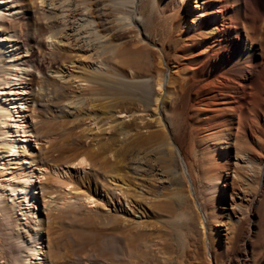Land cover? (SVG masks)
<instances>
[{"label": "rangeland", "instance_id": "374dc122", "mask_svg": "<svg viewBox=\"0 0 264 264\" xmlns=\"http://www.w3.org/2000/svg\"><path fill=\"white\" fill-rule=\"evenodd\" d=\"M28 1L36 15V0L23 8ZM111 2L90 0L104 36L89 59L117 75L116 91L97 100L82 98L84 81L64 87L51 76L73 71L69 52L49 45L28 13L18 18L27 61L8 66L0 100L10 112L22 102L21 149L35 151L45 190L34 200L22 192L14 208L5 195H15L16 178L6 168L0 264L36 262L31 247L41 264H264V52L249 85L223 84L211 68L215 30L185 27L193 3L138 0L135 26L117 19ZM95 126L102 147L91 162L83 150ZM84 160L86 178L77 171Z\"/></svg>", "mask_w": 264, "mask_h": 264}, {"label": "bare ground", "instance_id": "6f19581e", "mask_svg": "<svg viewBox=\"0 0 264 264\" xmlns=\"http://www.w3.org/2000/svg\"><path fill=\"white\" fill-rule=\"evenodd\" d=\"M22 1L23 0H0L1 85L5 78V73H7V69H9L8 66L17 65L18 68L22 69L18 64L22 61H27L25 57L23 58L24 54L22 55L19 53L20 51L18 49V36L20 31L18 18L21 13H28L27 15L34 19L38 31H40L41 34L46 30L48 44L55 49L69 52L70 59H72L70 64L73 66V71L70 72L69 67H67L66 71L62 69L56 70L51 75L57 82L64 87L67 85L70 87L69 84L73 78L84 81L85 91L84 93L81 92L84 94V97H82L83 99L90 96L92 99L96 100L102 97L106 98V91H116L117 86L114 78H116L117 75L107 72L105 69L106 67L104 68L101 62L89 59L90 56H92L88 54V51L91 50V42L93 43V41L95 42L96 40L99 41L104 36L98 28L99 23H97L96 20L98 18H96L95 13H93L91 9L90 0H81V2L80 0H76V3L75 1H73V3L71 0H36L39 6L37 10L35 9L36 15H33L35 13H32L31 8L34 3L28 1L24 4L25 8H23ZM172 1L174 4L178 5L177 8H179V6H185V4L187 5L189 2L193 3L192 7L196 13L191 14L192 23L191 25L185 26L187 30H209V28L215 30L212 40H216H213L212 43H215V48L218 49V51L213 53L211 68L215 72V77L220 75L219 77L221 78L219 80L217 78V80L223 84L229 83L237 85L241 89L249 85L255 78L256 67L261 63L262 52H264L262 44L264 40V0ZM111 3H114L111 6L116 5L118 11H121L120 16H117V14L115 15L117 19L122 20L125 25L133 24L137 26L140 21V15L137 11L138 0H113ZM196 14L197 16H195ZM214 30L212 32H214ZM1 40H5V43L1 42ZM207 41L208 40L205 42L208 49L214 46L209 44L210 42L207 43ZM99 42L101 43L103 41ZM97 45L99 46V44ZM78 51H84V56L82 53H78ZM1 87L3 88V86ZM29 93V96L33 98L34 96L32 95L34 94H32L31 91ZM76 94L74 95L76 96ZM79 98H81V96ZM21 103V101H15L14 106L18 114L14 115L15 111L10 112L7 108L5 109L0 100V123L4 124L3 128H0V180H6L8 178L6 174L7 167L10 166L13 168L11 173H13L16 180L10 185L9 190H15L13 191L15 195L6 194L5 197H10V201H14V208L18 209L21 208L19 205L22 203V199L20 200L19 198L15 201V197L19 194L21 195L23 192V196L31 195L30 198L34 200L36 196L33 193L39 192L35 189L38 188L41 191L44 189L35 181V176L37 175L35 169L36 163L30 160V157L33 155L32 153L35 151L32 149L24 155L23 149H21L23 145L28 146L24 136H26V132L29 129L26 125L27 123L23 120V116L25 115ZM13 116H17L18 118L12 123L11 118H13ZM91 120L96 124L95 119ZM8 121L10 123H8ZM9 127H11V129ZM90 129H92V135L87 136L92 143L88 146H84L83 151L84 155L89 157L87 160L91 161L96 155V149L102 147V142L98 137V126ZM11 131L15 132L18 138L11 139L9 136L12 134ZM174 147L178 154V148L175 145ZM10 152L17 154V156H14V159H9L7 156ZM86 161L84 160V164L81 168L77 169L80 174L84 172V178L87 176ZM181 161L182 159L179 156L180 164ZM181 165L183 168V161ZM52 170L55 172L57 169L52 168ZM66 170L59 169L58 171L63 173ZM103 185L105 186L104 183ZM30 250L36 262H30V256L28 257V255H25L22 258L21 264H41V259L43 261V257L39 254L40 249L31 247Z\"/></svg>", "mask_w": 264, "mask_h": 264}, {"label": "water", "instance_id": "95a60500", "mask_svg": "<svg viewBox=\"0 0 264 264\" xmlns=\"http://www.w3.org/2000/svg\"><path fill=\"white\" fill-rule=\"evenodd\" d=\"M181 164H182V161H181ZM181 166H182V165H181ZM182 170H183V173L185 174V176L187 177V181H188V183H189L190 191H191V193H192V189H191V185H190V180H189V177H188V175H187V172H186L184 166H183Z\"/></svg>", "mask_w": 264, "mask_h": 264}]
</instances>
